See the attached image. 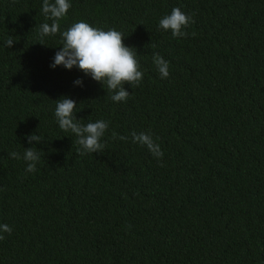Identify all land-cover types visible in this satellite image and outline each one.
I'll return each instance as SVG.
<instances>
[{
  "label": "trees",
  "instance_id": "16d2710c",
  "mask_svg": "<svg viewBox=\"0 0 264 264\" xmlns=\"http://www.w3.org/2000/svg\"><path fill=\"white\" fill-rule=\"evenodd\" d=\"M69 2L60 32L79 21L122 32L143 79L114 102L78 68L50 67L62 37L41 41L53 22L43 0H0V224L13 230L0 264H264V0ZM176 7L194 20L186 38L158 26ZM154 53L169 62L167 79ZM64 96L81 124L110 122L103 153L79 155L60 129ZM33 133L43 141L30 144Z\"/></svg>",
  "mask_w": 264,
  "mask_h": 264
},
{
  "label": "clouds",
  "instance_id": "9594fccd",
  "mask_svg": "<svg viewBox=\"0 0 264 264\" xmlns=\"http://www.w3.org/2000/svg\"><path fill=\"white\" fill-rule=\"evenodd\" d=\"M70 8L69 0L54 2L43 0L42 12L46 19L53 22L51 25L48 23L41 25L39 32L41 41L45 36H55L58 33L62 37V47L56 52L50 67L63 66L68 70L76 67L102 84L104 88L106 85V90L113 93L111 99L114 102L127 101L131 93L124 85L129 84L133 89L141 84L144 75L137 59V51H134V47L125 45V36L122 32L115 29L104 30L84 21L75 22L67 30L60 32L59 21L67 15ZM191 23H194L192 17L176 7L159 20L158 26L164 31H170L173 38H186L188 36L186 29ZM13 44L14 39L11 37L5 42L7 48H11ZM40 44L45 45L43 42ZM153 63L161 79H167L170 75L169 62L159 53H154ZM74 85L82 87L83 81L77 79ZM76 107V101L67 96L56 100L55 117L60 129L75 134L76 143L80 146L79 155L103 153L105 144L102 143V138L108 131L110 122L98 120L83 125L76 118ZM131 137L133 143L146 147L158 160L163 157L159 144L150 134L144 132L138 134L133 131ZM112 138L123 141L128 139L115 131L112 132ZM27 139L30 144L32 141L37 143L43 141V138L35 133L28 135ZM9 156L13 159L21 158L17 152H10ZM40 158V153L34 147L25 149L23 159L27 163L26 172H35ZM12 231L8 224H0V241L5 239L3 233L11 235Z\"/></svg>",
  "mask_w": 264,
  "mask_h": 264
}]
</instances>
